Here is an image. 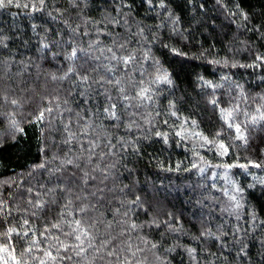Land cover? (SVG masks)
<instances>
[{
  "label": "trees",
  "instance_id": "obj_1",
  "mask_svg": "<svg viewBox=\"0 0 264 264\" xmlns=\"http://www.w3.org/2000/svg\"><path fill=\"white\" fill-rule=\"evenodd\" d=\"M18 2L40 10L0 8V243L18 257L31 246L23 258L39 264L81 219L117 255L61 250L73 258L55 264H264V122L250 123L264 111V0ZM111 103L118 121L103 111ZM129 243L142 251L132 257Z\"/></svg>",
  "mask_w": 264,
  "mask_h": 264
},
{
  "label": "snow or ice",
  "instance_id": "obj_2",
  "mask_svg": "<svg viewBox=\"0 0 264 264\" xmlns=\"http://www.w3.org/2000/svg\"><path fill=\"white\" fill-rule=\"evenodd\" d=\"M149 2H151V0H149ZM45 3V0H39V4L42 6ZM11 6H15L17 8L19 7H24V8H29L31 7L33 10L35 11H39L40 8H38L36 6V4H23L21 5L18 0H0V8H5V7H11ZM160 7H164V4L161 3ZM241 15H244L243 12H241ZM245 19H247V16L245 15ZM118 23V21H117ZM45 47H47V45H45ZM120 47H123V45H120ZM108 52L112 53V57L111 59L114 61L119 62H123L124 65H127L131 62V60L134 59L133 56L129 55L126 57H117V55L113 52V50L111 48L108 49ZM77 50L73 49L71 52V58L75 59L77 58ZM258 60H262L264 58L262 57H257ZM107 71L109 73L113 72L112 68H108ZM68 73H72L75 74L73 72L72 68H69ZM68 73L65 74V76L60 77V79H66ZM57 77L53 76V79H56ZM158 80H163L166 83H171V80L168 79L167 74H165L163 77H157ZM89 80V76L88 75H83L80 76V82L81 83H87ZM105 81L100 80L97 81V83L103 84ZM107 83L113 84L120 93H125V89L123 87L120 86V81L119 80H113L112 77H109V79L107 80ZM149 90L147 88H143L140 90V92H138L136 95L141 99V100H147L150 99V96L148 95ZM262 99H264V97H261ZM110 99V97L108 98ZM123 101H127L129 99V97L124 94L122 97ZM13 104L16 103V101H12ZM213 104L216 103V101H212ZM116 103H111L109 104V106L107 108H105L103 111L104 113H106L108 115V117H110V119L112 121H118L120 119V116L117 114L116 112ZM121 107H130L129 105H125L124 103L121 104ZM47 112L51 113L53 110L51 108L46 109ZM256 112L259 113V116L257 115H252L250 118V123L252 125H257V124H261L262 122H264V111L261 110V108H257ZM245 115H247V113H245ZM44 118V113L41 112L39 117H37L38 120H43ZM225 121L228 125L229 128H234L235 133L237 134V138L240 140H243L245 143H247V136L246 133L244 131H242L241 125L238 123H233L232 122V118H233V112L229 111L227 112L226 116L224 117ZM195 123V122H193ZM65 130L68 133V138L64 141L65 143L70 144L77 136L76 133H72L70 130V125H65ZM97 134H99V129L96 130ZM90 135V133L87 131V129L83 132L80 133V136L82 137H88ZM159 135V133H158ZM177 135H179V133H177ZM219 135V134H217ZM206 139V138H205ZM98 145L95 143V140L93 139H88L87 143H82L81 144V148L85 151H87L89 153L88 156V161L89 163L92 162L93 160V156H94V151L95 148ZM219 148L223 149V152L221 153V155L227 154L228 152V148L221 143L219 145ZM66 163L68 165H72L75 167H80L79 164H75L73 160H67ZM242 168H246V165H239ZM254 167H260L259 164H253ZM40 168H44L45 165L41 164L39 165ZM227 167H233V165H227ZM85 176H88L89 173H84ZM94 179V177H93ZM87 182V181H85ZM264 183V182H262ZM237 191H240V189H237ZM225 195H228V193L225 191ZM230 199L233 201H236V196H230ZM38 207H43V205H37ZM237 207H239V203L237 202ZM86 209H81V212H85ZM25 224L28 223L27 220L24 221ZM68 227L71 229V231H67V232H63V235L67 238H71L70 243H64V241L60 240L59 236L54 237L57 241H58V245L57 244H53L51 246L52 249L55 250L56 254L53 253L52 250H44V249H40V251L43 253V256L46 257L47 259H40L39 260V264H48V260H51L53 262V264H55V262L59 259V260H71L73 257L72 256H68V255H63L60 256L59 253L61 252V250L66 254L68 253L70 250L74 251L75 256L76 257H86L89 252H93L95 253L97 256H107V257H112V256H116V252L114 250V246H112V240L109 237H105L104 239H98L95 235H93L92 232L89 231V227H94V225H89V226H85L83 221L81 219H74L73 221H71L68 225ZM108 227H111V225L109 224ZM133 230L136 229V225L132 224L130 226ZM52 229H56L58 232L61 231V226L60 224L56 223V224H52L51 225ZM50 229L49 228H45V232H49ZM16 229L15 228H9L7 230L6 235L9 237V240L11 238V234L15 233ZM25 237L28 236V232H25L23 234ZM218 239V238H217ZM37 243V241H33V244ZM153 248L156 247L155 244L152 245ZM128 249L131 253L132 257H135L137 252L142 251V249L139 248V246H137L135 251H132V245L131 243L128 244ZM33 252V248L31 246H29L28 248L24 249L23 252L21 253L20 257L17 256L16 254V249L14 247L10 248L9 244H5V243H0V264H9V262H11V264H28V260L24 259V253H32ZM190 254L192 252H194L193 249L189 250ZM33 259H35V257H32ZM118 258V257H117ZM125 264H132V262L130 260H125Z\"/></svg>",
  "mask_w": 264,
  "mask_h": 264
}]
</instances>
